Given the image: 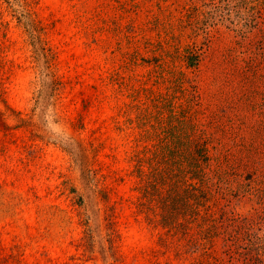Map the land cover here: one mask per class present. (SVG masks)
<instances>
[{"label":"rangeland","instance_id":"obj_1","mask_svg":"<svg viewBox=\"0 0 264 264\" xmlns=\"http://www.w3.org/2000/svg\"><path fill=\"white\" fill-rule=\"evenodd\" d=\"M0 264H264V0H0Z\"/></svg>","mask_w":264,"mask_h":264}]
</instances>
